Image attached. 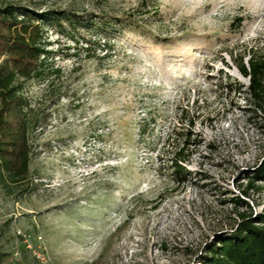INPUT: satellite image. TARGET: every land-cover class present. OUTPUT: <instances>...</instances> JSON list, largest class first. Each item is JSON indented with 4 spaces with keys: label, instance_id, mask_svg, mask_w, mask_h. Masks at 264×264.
Listing matches in <instances>:
<instances>
[{
    "label": "rangeland",
    "instance_id": "obj_1",
    "mask_svg": "<svg viewBox=\"0 0 264 264\" xmlns=\"http://www.w3.org/2000/svg\"><path fill=\"white\" fill-rule=\"evenodd\" d=\"M6 2L62 16L42 23L61 74L24 85L43 125L28 181L0 177V264H42L34 251L49 264H202L239 214L264 213V183L240 195L264 163V112L236 67L264 46V0ZM189 120L200 144L178 186Z\"/></svg>",
    "mask_w": 264,
    "mask_h": 264
},
{
    "label": "trees",
    "instance_id": "obj_2",
    "mask_svg": "<svg viewBox=\"0 0 264 264\" xmlns=\"http://www.w3.org/2000/svg\"><path fill=\"white\" fill-rule=\"evenodd\" d=\"M6 1L0 0V55L4 57L0 64V177L6 185H19L26 183L30 174L31 134L43 125L40 108L32 107L24 97V85L34 81L51 84L52 76L61 74V70L54 68L56 54L49 50L52 44L42 23L51 21L57 27L62 16L32 14ZM79 28L75 26L73 31ZM248 58L245 62L241 57L238 63L234 59L240 74L249 79L243 93L264 112V46L260 51L251 50ZM235 91L242 93V88L237 86ZM194 126V120H189L188 129L180 134L182 142L175 147L171 160L178 186L193 175L186 167L200 144ZM247 177L248 184L240 193L244 198L252 191L263 189L257 185L264 183V163ZM233 201L249 207L243 199ZM239 219L229 235H218L208 246L207 258L202 264H264V213L254 214L250 209L239 214Z\"/></svg>",
    "mask_w": 264,
    "mask_h": 264
},
{
    "label": "built area",
    "instance_id": "obj_3",
    "mask_svg": "<svg viewBox=\"0 0 264 264\" xmlns=\"http://www.w3.org/2000/svg\"><path fill=\"white\" fill-rule=\"evenodd\" d=\"M29 247H30V246H29ZM33 253H34V255L36 256V258H37L38 260H41L42 264H49L41 254H39V253L36 252V251H34Z\"/></svg>",
    "mask_w": 264,
    "mask_h": 264
}]
</instances>
